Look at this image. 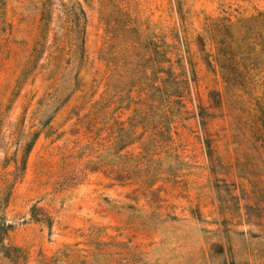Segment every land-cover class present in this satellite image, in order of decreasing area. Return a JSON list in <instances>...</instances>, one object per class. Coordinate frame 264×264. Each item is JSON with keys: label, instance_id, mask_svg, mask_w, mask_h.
<instances>
[{"label": "rangeland", "instance_id": "374dc122", "mask_svg": "<svg viewBox=\"0 0 264 264\" xmlns=\"http://www.w3.org/2000/svg\"><path fill=\"white\" fill-rule=\"evenodd\" d=\"M75 1L78 35L69 0H0V264H264L230 214L264 172V0ZM231 23L238 88L212 63ZM170 64L188 93L156 109Z\"/></svg>", "mask_w": 264, "mask_h": 264}, {"label": "trees", "instance_id": "16d2710c", "mask_svg": "<svg viewBox=\"0 0 264 264\" xmlns=\"http://www.w3.org/2000/svg\"><path fill=\"white\" fill-rule=\"evenodd\" d=\"M70 4V12L69 16L72 19L71 24L74 27V31L76 30L77 35L81 33V29L83 27V23L85 21V13L81 8L80 4L77 1H72ZM253 19V18H252ZM232 23L229 26H219L216 31H210L212 40L216 42V50L213 53V65L214 67L219 68V73L225 84L238 88V66L232 58V52L234 51L235 44L233 40V35L230 34V28H232ZM230 27V28H229ZM208 32V31H207ZM79 38H76V43ZM80 45V48L83 49V43L76 44ZM150 60L153 62L156 70L154 72L158 73L157 70H164L163 63L170 62L165 56V53L160 49L156 48L151 51ZM193 80L194 78V70L192 69ZM217 71V70H216ZM215 71V72H216ZM166 76L159 77V83L153 85V89L155 93L151 95V104L153 107L158 109V105L156 103L160 101H167L169 104L179 103L184 99V96L188 93V82L181 76V73H177L174 70L173 64H170L168 68L165 69ZM185 75V74H184ZM155 95V96H154ZM159 95V96H158ZM220 95H222L220 93ZM222 99V98H221ZM168 115L164 113L163 119L161 121H156V125L154 127L153 136L154 139H162V135L168 131L170 128V124L168 123L171 120L170 109L167 110ZM255 119L257 121V132L262 135L264 134V108L256 109ZM170 132V131H169ZM160 137V138H159ZM248 177H245L249 185L238 186L237 190L239 194L235 195L233 198L235 199V206L231 209L230 214L233 216V222L241 221L247 225H254L261 228V237H264V172L256 173L255 170H251L248 173ZM250 179L252 181H250ZM221 208L220 213L223 217L220 222V230L223 237L225 239L226 232L229 230L227 226V222L229 219L226 218V202L220 199ZM239 222L233 223L237 224ZM255 237V236H254Z\"/></svg>", "mask_w": 264, "mask_h": 264}]
</instances>
